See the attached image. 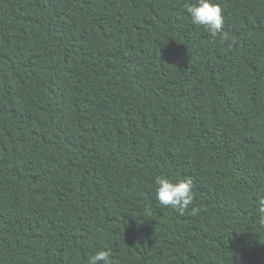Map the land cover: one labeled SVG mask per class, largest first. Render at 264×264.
Returning <instances> with one entry per match:
<instances>
[{
	"label": "trees",
	"instance_id": "trees-1",
	"mask_svg": "<svg viewBox=\"0 0 264 264\" xmlns=\"http://www.w3.org/2000/svg\"><path fill=\"white\" fill-rule=\"evenodd\" d=\"M195 2L0 0V264H264V0Z\"/></svg>",
	"mask_w": 264,
	"mask_h": 264
},
{
	"label": "clouds",
	"instance_id": "clouds-1",
	"mask_svg": "<svg viewBox=\"0 0 264 264\" xmlns=\"http://www.w3.org/2000/svg\"><path fill=\"white\" fill-rule=\"evenodd\" d=\"M186 12L189 14L193 25L203 28L211 37H219L223 42L228 39L227 33L223 32L224 16L221 7L213 3V0H196L195 3H185ZM156 201L164 206L170 207L180 215H184L193 204V179L185 177L176 182L171 181L165 176L155 177ZM191 213L196 215L198 209L191 208ZM258 214L264 223V199H261L258 207ZM87 264H113L112 253L110 250H100L90 255Z\"/></svg>",
	"mask_w": 264,
	"mask_h": 264
}]
</instances>
